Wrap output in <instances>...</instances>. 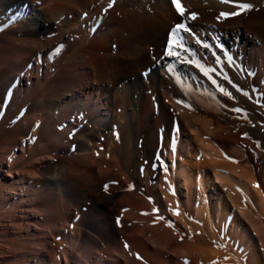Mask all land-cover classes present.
<instances>
[{
  "label": "bare ground",
  "instance_id": "1",
  "mask_svg": "<svg viewBox=\"0 0 264 264\" xmlns=\"http://www.w3.org/2000/svg\"><path fill=\"white\" fill-rule=\"evenodd\" d=\"M151 1L0 0V264H264V0Z\"/></svg>",
  "mask_w": 264,
  "mask_h": 264
},
{
  "label": "snow or ice",
  "instance_id": "2",
  "mask_svg": "<svg viewBox=\"0 0 264 264\" xmlns=\"http://www.w3.org/2000/svg\"><path fill=\"white\" fill-rule=\"evenodd\" d=\"M173 4L176 7L177 12L181 15V16H185V12L186 9L181 5L180 0H172ZM222 3H229L231 2V0H221ZM233 6L235 8L238 9V11L232 12V13H221L220 15L224 18H228L230 16H238L244 12L250 11L252 9V5L249 3H233ZM191 19H195L196 18V14L192 13L191 14ZM183 30L184 32H189L190 29L183 23L176 25L175 29L172 31L171 33V42L168 44L167 46V52L166 54L168 56H175L177 58L179 57V53L175 50L176 48H182L183 47V43H182V38L178 37V34L180 33V31ZM199 43V41H197ZM204 47H208L207 44L203 45ZM185 51H187V49H184ZM189 63H191V61H188ZM196 66L198 68H200L201 71L204 72L205 75H208L209 72L205 71L203 66L200 65L199 63L196 64ZM211 71V70H209ZM213 83H215V81H213ZM239 90V89H238ZM221 92H224L225 95H231L230 93L226 92L225 89L220 88ZM244 95H247V93H244ZM177 103H182L181 101H177ZM239 111V110H238ZM165 171H167V168H165ZM177 215H179V212L176 213ZM145 215H147V213H145ZM169 227H173L172 224L169 223L168 225ZM218 247H223V245H218ZM214 264H218V262H214Z\"/></svg>",
  "mask_w": 264,
  "mask_h": 264
},
{
  "label": "rangeland",
  "instance_id": "3",
  "mask_svg": "<svg viewBox=\"0 0 264 264\" xmlns=\"http://www.w3.org/2000/svg\"><path fill=\"white\" fill-rule=\"evenodd\" d=\"M141 2L143 3H141L142 5V10H146V12H151L152 11V4H154V1H151V0H141ZM153 2V3H152ZM145 5V6H144ZM144 10V11H145ZM150 69V68H149ZM148 69V70H149ZM148 70H147V72H148ZM117 76L119 77L120 76V79H124L127 75H125L124 73H123V70H121V69H119L118 71H117ZM134 77H137V76H134ZM119 85V84H118ZM118 85H116L115 87H113L112 85H110L111 86V88L112 89H115ZM154 92V91H153ZM153 98H155L156 99V97H158L159 95L157 94V96L156 95H154V93H153ZM156 96V97H155ZM159 167H160V165H159Z\"/></svg>",
  "mask_w": 264,
  "mask_h": 264
}]
</instances>
